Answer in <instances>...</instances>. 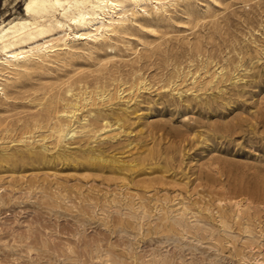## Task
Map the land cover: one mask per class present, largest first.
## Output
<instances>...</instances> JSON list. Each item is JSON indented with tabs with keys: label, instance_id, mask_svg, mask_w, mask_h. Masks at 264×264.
Returning <instances> with one entry per match:
<instances>
[{
	"label": "rangeland",
	"instance_id": "obj_1",
	"mask_svg": "<svg viewBox=\"0 0 264 264\" xmlns=\"http://www.w3.org/2000/svg\"><path fill=\"white\" fill-rule=\"evenodd\" d=\"M168 9L0 94V264H264V0Z\"/></svg>",
	"mask_w": 264,
	"mask_h": 264
},
{
	"label": "bare ground",
	"instance_id": "obj_2",
	"mask_svg": "<svg viewBox=\"0 0 264 264\" xmlns=\"http://www.w3.org/2000/svg\"><path fill=\"white\" fill-rule=\"evenodd\" d=\"M180 1L25 0L23 16L0 21V94L6 97L8 82L33 66L62 61L81 48L78 43L96 46L111 40L129 24L138 23L139 14L165 16L168 7ZM75 112L62 108L56 114L72 118ZM53 129L59 136L79 131L61 121Z\"/></svg>",
	"mask_w": 264,
	"mask_h": 264
}]
</instances>
